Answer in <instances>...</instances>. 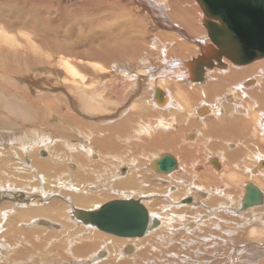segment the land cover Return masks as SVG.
I'll use <instances>...</instances> for the list:
<instances>
[{
	"label": "bare ground",
	"instance_id": "6f19581e",
	"mask_svg": "<svg viewBox=\"0 0 264 264\" xmlns=\"http://www.w3.org/2000/svg\"><path fill=\"white\" fill-rule=\"evenodd\" d=\"M100 1L95 22L71 10L67 30L18 8L0 27V264H35L46 245L78 260L70 264H155L148 255L172 264L180 249L210 264L194 251V231L183 241L176 230L209 217L231 227L226 264H264V59L219 65L225 51L191 0ZM165 155L176 161L169 174L152 168ZM249 184L262 202L242 209ZM111 200L145 208L143 237L82 223L81 212Z\"/></svg>",
	"mask_w": 264,
	"mask_h": 264
},
{
	"label": "water",
	"instance_id": "95a60500",
	"mask_svg": "<svg viewBox=\"0 0 264 264\" xmlns=\"http://www.w3.org/2000/svg\"><path fill=\"white\" fill-rule=\"evenodd\" d=\"M194 1L206 17L204 27L211 44L225 51L215 59L219 65L221 56L236 66L264 59V0ZM203 65L212 67V62H204ZM199 71L196 70L194 80H201ZM214 166L218 167L216 163ZM152 168L156 172L169 174L176 169V161L172 156L165 155L154 160ZM188 202L190 199H185L182 203ZM261 202L260 192L250 184L247 185L241 208L247 209L260 205ZM80 215L83 224L122 238L143 237L150 225L145 208L133 200H111L97 211L81 212ZM156 223L154 221L153 225Z\"/></svg>",
	"mask_w": 264,
	"mask_h": 264
},
{
	"label": "rangeland",
	"instance_id": "374dc122",
	"mask_svg": "<svg viewBox=\"0 0 264 264\" xmlns=\"http://www.w3.org/2000/svg\"><path fill=\"white\" fill-rule=\"evenodd\" d=\"M88 1H90L91 3H89ZM92 1H94V2H92ZM191 1L195 3L194 0H191ZM99 2L101 3L100 0H52V1L51 0H0V27L3 26L2 23H6V21L8 19V16H11V14H10L11 12L9 13V15H7L6 13L9 12V11H15L14 9H17V8L21 10V13L25 14L26 19L29 18L32 15V13H38L39 12V14H40L39 16L40 17L38 16V18H40V19H46V20H50L51 18L54 19V20L56 19L57 20L56 25L61 24V25H59V27H62L63 26V29H66L65 28V23L68 20V18L70 17L69 13H71V10H74V11L77 10V17H80L81 16L80 19L83 20L84 23H86V22L89 23V22H91L92 19L95 22L94 19H96L95 17L97 16V13H98V11L100 9L99 7H101V4H99ZM87 3H88V5H87ZM91 6H93V7H91ZM46 7L49 8V9H47V13H49V14L45 13ZM60 12H61V14H60ZM94 12H95V14H94ZM50 14H52V16ZM83 14L87 18L86 17H83ZM84 20H86V21H84ZM52 29H54V28H52ZM63 29H61V30H63ZM198 29H200V28L198 27ZM7 30H10V29H7ZM66 30H63L62 31V34H64V32ZM13 34L14 35H17V33H15V32H13ZM20 50L22 51V49H20ZM54 58L56 59V56L55 55H54ZM52 62H54V60H52ZM42 73H44V72L43 71L40 72L41 75H42ZM2 86H3V88L5 90L8 91V93H9V91L12 92V90H13V88L9 89L6 85H2ZM13 92H14V90H13ZM33 99H34V97L30 95L29 97L26 98V101L33 100ZM20 102H21V100H20ZM25 107L26 108H29V110L31 111V113L35 116V113H33L35 111L32 112V108H34L32 105H30L27 102ZM40 108H42V107L40 106ZM36 113H38V112H36ZM37 115L39 116V118L42 117V114L41 113L40 114H37ZM0 116H3L1 118H5V116H6V112L3 109H0ZM46 120H50V118L49 119H46ZM34 121L35 122L33 124H32V122L31 123L30 122L25 123V127H27V125L29 127H32V126H35L36 123L37 124L39 123V121H37V120H34ZM40 124L42 125L43 123L40 122ZM18 126H21V123H19ZM18 128H21L22 129V127H18ZM136 143L139 144V142H136ZM0 152H2V149H0ZM158 153H159V151H156L153 154L156 155ZM203 160H201V161H203ZM123 167H126V166H123ZM157 200H159V201L162 200V201H160V204L167 205V202H165V200H163L162 198H157ZM187 211L189 212L190 209H188ZM187 211H185L186 213L184 214V216L186 218L189 219V217H191L192 215H195V213H192L191 214V213H188ZM202 216H204V215L202 214ZM213 220H214V222H213ZM188 222H190V221L189 220H187L186 222L181 221V224H178V226L176 227V230H178V234L180 235V240H183V241H185L184 239L188 240L190 237H192L190 233H192L194 231V237H192L193 238L192 239V246L194 248V251L199 256H201L203 258V260H205L207 258H209L210 260H212V262H211L212 264H226L227 259H229L228 257L230 255V253L231 254L233 253V251H231V250L233 249V245L235 244V243H232V239H234V238H232V235L231 234H228V235L225 234L226 230L231 229L230 226H229L230 228L228 227L227 222L225 223V221L223 222L222 220H219V219L216 220L215 218H212V217H209L207 219L205 218V219H203L201 221L194 220L192 222L193 225H191V226L190 225L187 226V223ZM210 222H212L213 225H215V227L217 228V230H213L214 232L209 234V233L204 232V230L202 229L201 225H203L205 223H210ZM230 231L234 232L236 230H230ZM108 236L113 237V238H116V239H120V238L115 237L113 235H108ZM129 240H132V239H129ZM167 240H168V241H166L167 243L177 244V245L178 244H182V242H183V241L182 242L179 241L177 243V240L175 238H173V237H170ZM229 240H230V242H229ZM226 245H231V248L229 250L228 249H225V247H227ZM234 246L236 247V245H234ZM44 247L49 248V249L51 248V247H48L47 245L44 246ZM44 247H41L40 250H39V252H34V254H35L34 255L35 256L34 257L35 264H50V263L51 264L52 263H54V264H61V263L62 264H70L72 262L75 263L76 261H78V260L74 259V256L67 255V254H65L60 249L58 251L52 249V251L50 252L51 254H48V251H47V254H46V251L44 250ZM180 247H181V245H180ZM105 250L106 249H104V251ZM6 252L7 251L0 252V256L3 255V254H5ZM177 252L179 254V257H180L179 259L180 260L177 261L175 259V261H174V258H173V263L172 264H194V263H196V259H192V260L189 259L190 256L187 255V253H184V251L182 249H180ZM106 253H107V251H106ZM122 253H123V251H122ZM90 254H92L91 251L89 253L85 254L84 255V258L90 256ZM126 256H128V255H126ZM182 256H184V258ZM24 261L22 262V261L18 260L17 264H26ZM237 261H238L237 264H240L239 260H237ZM145 262H153L155 264H163V259L161 257H159L158 255H152V256L151 255H148V259ZM30 263H31V261H30ZM120 263H122V262H120Z\"/></svg>",
	"mask_w": 264,
	"mask_h": 264
}]
</instances>
